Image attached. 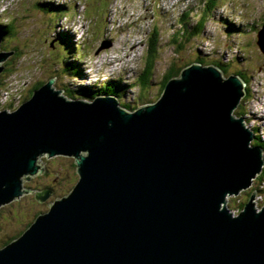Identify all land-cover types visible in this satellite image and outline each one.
Listing matches in <instances>:
<instances>
[{
	"label": "water",
	"instance_id": "obj_1",
	"mask_svg": "<svg viewBox=\"0 0 264 264\" xmlns=\"http://www.w3.org/2000/svg\"><path fill=\"white\" fill-rule=\"evenodd\" d=\"M2 34L0 75L14 54L1 51ZM55 83L0 110V208L34 192L23 183L45 173V157H72L79 180L0 249V264H264L257 193L238 215L227 207L264 167L235 115L247 94L240 76L191 64L134 112L114 97L68 99Z\"/></svg>",
	"mask_w": 264,
	"mask_h": 264
},
{
	"label": "rangeland",
	"instance_id": "obj_2",
	"mask_svg": "<svg viewBox=\"0 0 264 264\" xmlns=\"http://www.w3.org/2000/svg\"><path fill=\"white\" fill-rule=\"evenodd\" d=\"M4 1L0 0V13L11 8L4 14L5 17L0 18V22L14 24L15 34L8 36L2 49L8 52H15L16 49L17 53L4 63L5 71L0 76V108L15 99H28L40 82H48L57 76L58 89L64 86L102 88L106 82L121 81L128 86L125 102L138 109L161 98L164 92L162 80L171 65L182 67L197 61L201 56L208 66L215 62L228 64L229 76L238 71L247 75L244 76L249 78L247 94L235 115L244 117L246 127L254 132V141L257 135L264 142V53L258 45V42L264 40V34L259 35L264 24V0H221L210 14L204 32L187 42L184 50L178 54L171 40L180 27L173 26L174 21L179 23L178 12L188 7L191 15L187 21L192 26L204 14L208 0L184 2L181 8L176 6L177 10H172L171 16L166 14L168 10H162L156 5L160 4L158 0ZM41 2L64 4L67 9L63 13L51 15L41 11L38 7ZM75 2L78 6L72 10ZM69 9L78 15L74 12L69 15ZM156 16L158 21H155ZM74 21L80 30L73 27ZM225 22H233L241 26L243 31L231 36L226 32ZM253 24L254 28L251 26ZM71 27L74 32L81 31L77 37L73 34L72 44L75 46L63 38L57 39L59 33L68 32ZM154 27L161 34L159 54L152 85L150 89L142 91L136 82L139 72L145 67L147 35L150 30L151 33L154 31ZM108 41L111 46L98 52L101 44ZM262 46L264 48V42ZM125 56L134 62L114 68L113 62ZM77 57L82 59L85 75L80 78L65 75L61 78L57 70L61 69L62 63ZM10 88L14 89L13 94L9 92ZM10 108L13 112L18 105L13 103ZM41 164L45 167L44 175L35 176L31 181L24 180V187L36 191L0 208V249L26 231L29 223L31 226L37 216L48 212V204L67 196L79 180L73 158L45 157ZM261 174L249 189L227 198V207L234 215L242 211L254 192L257 193L256 207L261 209L264 206V179L261 181ZM47 189L53 190L52 196L42 203L37 201V191Z\"/></svg>",
	"mask_w": 264,
	"mask_h": 264
},
{
	"label": "trees",
	"instance_id": "obj_3",
	"mask_svg": "<svg viewBox=\"0 0 264 264\" xmlns=\"http://www.w3.org/2000/svg\"><path fill=\"white\" fill-rule=\"evenodd\" d=\"M220 1L221 0H208V2H206V4H205L204 14H202V16L199 17V20L195 24H193L192 26L187 21L190 18L191 12L189 11V12H186L182 15V17L179 20V24H178V25H180L179 30L173 35V37L171 39L172 43L174 45L176 54L181 53L184 50L187 42H190V40L193 39L195 36H198L199 34H202L204 32L210 14H212V12L215 11V9L217 8L218 3ZM38 7L41 9V11L50 13L51 15H53L54 13H63L67 9V6H65L64 4L54 5L53 3H48V2L47 3L41 2V3H39ZM69 12L73 13L75 11L71 12V9H69ZM157 17L158 16H156L155 21H158ZM263 21H264V18H263ZM178 25H175V26H178ZM251 26L254 28L255 24H253ZM263 26H264V24H263ZM14 28H15L14 24L13 25L12 24H8V25H1L0 24L1 33L5 32L8 34V36L15 34ZM225 28H226L227 34H230L231 36H233V34H235V33H240L241 31H243V28L241 26H238L233 22L232 23H226ZM150 33H151V30L147 35L148 39L146 41L148 49H147V55L145 58V67L139 72L140 75L138 76L137 82H136V84L140 87V89L142 91H144L146 89L147 90L150 89V86L152 85V79H153V75H154V71H155L157 57L159 54V51H158L159 45L161 42V34H160V31L158 28L156 29V27H154V31H152L151 34ZM8 36H7V38H8ZM60 38L65 39L68 42V44L73 45L72 41H74V40H73V34L71 32L59 33V35L57 36V39H60ZM73 46H75V45H73ZM81 60L82 59H80V57H77V58H70V60L64 61L62 63V66L60 67L61 69L57 70V72L60 74V77L63 78L65 75H68V76H72L73 78H80L81 76L85 75L84 71H83V64H82ZM196 60L197 61H194L193 63H188L187 65H183L182 67H179V66L176 67V66L171 65V67L168 69L164 79L162 80L163 81L162 82V90L165 89L166 84L169 80H171L172 78L180 76L183 69L190 66L191 64L200 63L202 65L208 66L205 59L202 58L201 56L198 57ZM210 65L216 66L219 69H221V71H223L225 77L229 76L228 75L229 74L228 73V71H229L228 64L225 65L221 62H215V63H211ZM234 75L240 76L245 81V83L247 84V80L249 78H244V76L246 74H244L243 71H238ZM45 83L46 82H40L34 88L33 92L30 94V97L28 99H25V98L24 99L29 100L32 97L34 91L37 90L38 88H40ZM1 84L2 83H1V79H0V85ZM102 86H103V89L102 88L84 87V86H80L78 88H72V87L64 86L62 90H64V93L71 99L82 98V99H87L90 101H92L93 99H95L96 97L101 96V95H112V96L117 97L120 100V103L124 108L131 110V111L136 110L135 108H133V106H131L130 104L125 102V93H126L127 87L123 86V83L121 81H117V80L116 81H110L108 83H104ZM253 145L259 146L264 150V142H262L261 139L259 137H257V135H256V140L254 141ZM260 178H261V181L264 179V168H263V172H262ZM244 206H243V208H244ZM30 224L31 223H29L28 228L30 227ZM14 239H16V238H14ZM14 239H12L8 243H6L5 246L8 245L10 242H12Z\"/></svg>",
	"mask_w": 264,
	"mask_h": 264
},
{
	"label": "bare ground",
	"instance_id": "obj_4",
	"mask_svg": "<svg viewBox=\"0 0 264 264\" xmlns=\"http://www.w3.org/2000/svg\"><path fill=\"white\" fill-rule=\"evenodd\" d=\"M6 1H7V0H6ZM6 1H4V2L6 3ZM190 1H191V0H181L180 3H179V5H175V7L177 6V7L181 8V6H182V4H183L184 2H185V3H189ZM194 1H196V0H192V2H194ZM192 2H191V3H192ZM191 3H190V4H191ZM77 6H78L77 3L75 2V6L72 7V10H75V9L77 8ZM177 7L175 8V10H177ZM10 8H11V6L7 9V11H10ZM187 9H188V7H187L185 10H181V11H179L178 14L182 15ZM7 11L0 13V18L3 17L5 13H8ZM74 13H76V14L78 15L77 12H74ZM69 15H71V13H70ZM77 15H76V17H77ZM180 15H179V16H180ZM4 17H5V16H4ZM70 18H71V16H70ZM0 24H1V25H8V24H11V23L3 24V23L0 22ZM12 25H13V24H12ZM73 27H74V28H78V24H76L75 21L73 22ZM73 27H71L70 31L68 30V32H71L72 34L76 35V37H77V33H78V32H81V31H79L80 29L78 28L79 30H78L77 32H74V28H73ZM0 32H1V31H0ZM2 33H3V34H2V35H3V39H2V41H1V51H4V50L2 49V46H3L4 42H5V40L7 39L8 34L5 33V32H2ZM87 37H88V36H87ZM87 37H86V38H87ZM78 41H79V40H78ZM86 41H87V39H86L84 42H86ZM53 47H54V44H53ZM6 52H8V51H6ZM14 53H15V52H14ZM125 57H126V56H125ZM114 59H116V58H114ZM97 64H98V62H97ZM103 64H104V63H103ZM126 64H127V63H126ZM91 67H92V66H91ZM4 71H5V69H4ZM4 71H3V72H4ZM3 72H2V73H3ZM2 73H1V74H2ZM0 76H1V75H0ZM55 78H56V77H55ZM56 82H57V78H56ZM46 83H47V82H46ZM106 83H108V82H106ZM28 84H29V82H28ZM125 84H126V83H125ZM13 86H15V85H11L10 87H13ZM123 86L128 87L127 85H123ZM55 87H56L57 90H62V89H58V88H57L56 83H55ZM100 88H101V87H100ZM139 88H140V87H139ZM102 89H103V86H102ZM13 90H14L13 88H10V89H9V92H10L11 94H13V93H12ZM98 90H99V89H98ZM62 91L64 92V90H62ZM34 92H35V91H34ZM64 94H65V93H64ZM8 95H10V94H8ZM65 95H66V94H65ZM32 96H33V95H32ZM66 96H67V95H66ZM99 97H114V98H116L117 101L119 102V105H120L121 107H123V106L121 105V103H120V100H119L117 97H115V96H112V95H104V96H98V97H96V98H99ZM67 98H68V99H71V98H69L68 96H67ZM96 98L93 99L91 102H94V101L96 100ZM72 100H78V99H72ZM79 100H85V99H79ZM10 101H12V99H11ZM16 101H17V102H16ZM87 101H88V100H87ZM24 102H25L24 97H23V99H20V100H16V99H15V100H13V101L10 102V103L8 102L9 104H7V103L4 104L5 106H4L3 108H0V109H3V110H7V111H9V112H12V111H10V109H11L10 106H11L13 103H16V104L18 105V108H19ZM18 108H17V109H18ZM123 108H124V107H123ZM125 109H126V108H125ZM126 110H128V109H126ZM128 111H130V110H128ZM134 111H135V110H134ZM134 111H130V112H134ZM62 157H66V156H62ZM68 158H72V157H68ZM263 168H264V167H263ZM262 171H263V169H262ZM261 173H262V172H261ZM261 173H260V174H261ZM44 174H45V173H44ZM44 174H43V175H44ZM260 174H259V175H260ZM259 175H258V176H259ZM258 176H257V177H258ZM257 177H256V178H257ZM256 178H255V179H256ZM32 179H33V177L30 178L29 181H31ZM23 186H24V183H23ZM24 188H26V187H24ZM28 189H31V188H28ZM31 190H33V189H31ZM49 190H51V189H49ZM33 191L35 192L36 190H33ZM34 192H33V193H34ZM33 193H27V194H24L23 196L28 195V194H33ZM52 194H53V193H52ZM23 196H22V197H23ZM256 199H257V198H256ZM242 210H243V209H242Z\"/></svg>",
	"mask_w": 264,
	"mask_h": 264
},
{
	"label": "built area",
	"instance_id": "obj_5",
	"mask_svg": "<svg viewBox=\"0 0 264 264\" xmlns=\"http://www.w3.org/2000/svg\"><path fill=\"white\" fill-rule=\"evenodd\" d=\"M180 1L181 0H158V2L160 4L157 3L156 5L159 6L160 9H162V10L163 9L168 10L169 12L166 13V14H171L172 10L175 9V5H179ZM164 3H169V4H164ZM128 57L129 56H127V57H125L123 59H119L116 62H113L114 68L115 67H125L126 66V63H128V62H134V60H132V59H130V57L129 58Z\"/></svg>",
	"mask_w": 264,
	"mask_h": 264
},
{
	"label": "flooded vegetation",
	"instance_id": "obj_6",
	"mask_svg": "<svg viewBox=\"0 0 264 264\" xmlns=\"http://www.w3.org/2000/svg\"><path fill=\"white\" fill-rule=\"evenodd\" d=\"M173 24H174L173 26H175V25H178L179 23L174 21V23H173ZM14 51H15V54H16V53H17V50H16V49H14ZM15 54H14V55H15ZM49 188H50V187H49ZM51 190H52V189H51ZM52 193H53V190H52Z\"/></svg>",
	"mask_w": 264,
	"mask_h": 264
}]
</instances>
